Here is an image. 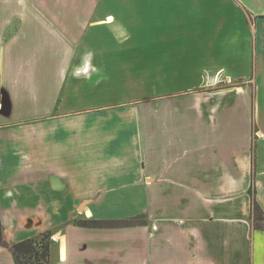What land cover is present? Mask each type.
<instances>
[{
  "label": "crops",
  "instance_id": "obj_1",
  "mask_svg": "<svg viewBox=\"0 0 264 264\" xmlns=\"http://www.w3.org/2000/svg\"><path fill=\"white\" fill-rule=\"evenodd\" d=\"M177 2L180 23L210 25L190 37L212 41V78L111 100L106 62L77 47L128 38L104 0H0V264L45 232L50 264H264V0Z\"/></svg>",
  "mask_w": 264,
  "mask_h": 264
},
{
  "label": "rangeland",
  "instance_id": "obj_2",
  "mask_svg": "<svg viewBox=\"0 0 264 264\" xmlns=\"http://www.w3.org/2000/svg\"><path fill=\"white\" fill-rule=\"evenodd\" d=\"M168 1L104 0L99 11L100 17L113 15L128 38L119 39L121 34L106 27L88 34L86 40L77 45L80 51L94 52L96 58L106 62L103 64L106 68L104 76L113 83L112 88H107L111 100H118L122 94H136L138 99L191 90L189 87L197 83L199 71H202L206 82L212 78L209 77L210 71L205 70L210 58L206 55L212 41L190 37L201 35L199 32L208 35L210 25L188 20L180 23L179 0H174L178 8L170 7ZM4 10L0 6V19ZM63 10L69 11V23L73 26L75 10ZM180 57L185 65L180 64ZM217 64L221 67L228 65L222 60H218ZM184 67L188 73L182 77L180 72L185 71ZM222 81L220 77H215L211 86L230 88ZM229 86L238 88L236 83ZM136 221L142 222L141 219Z\"/></svg>",
  "mask_w": 264,
  "mask_h": 264
},
{
  "label": "trees",
  "instance_id": "obj_3",
  "mask_svg": "<svg viewBox=\"0 0 264 264\" xmlns=\"http://www.w3.org/2000/svg\"><path fill=\"white\" fill-rule=\"evenodd\" d=\"M252 216L256 227H260L263 219L262 212L257 203H252ZM75 224L83 228H113L143 224L137 221H98L90 219L76 220ZM40 239H27L11 244L9 251L15 264H50L51 235L48 232L41 234ZM38 238V237H37ZM2 229L0 225V245H3Z\"/></svg>",
  "mask_w": 264,
  "mask_h": 264
}]
</instances>
